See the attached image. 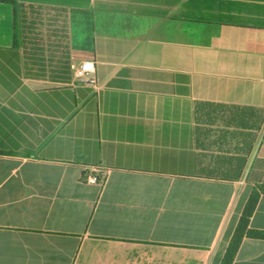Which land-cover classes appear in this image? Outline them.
<instances>
[{
	"label": "crops",
	"instance_id": "0c3cea01",
	"mask_svg": "<svg viewBox=\"0 0 264 264\" xmlns=\"http://www.w3.org/2000/svg\"><path fill=\"white\" fill-rule=\"evenodd\" d=\"M17 1L63 9L67 51L41 76L0 1V264H220L264 184V0Z\"/></svg>",
	"mask_w": 264,
	"mask_h": 264
},
{
	"label": "trees",
	"instance_id": "16d2710c",
	"mask_svg": "<svg viewBox=\"0 0 264 264\" xmlns=\"http://www.w3.org/2000/svg\"><path fill=\"white\" fill-rule=\"evenodd\" d=\"M1 2H6L12 5L13 11H14V24H13V41L14 45L18 46L20 43L24 42L26 44H30V46H27L29 53L31 52V46L35 43L31 40V33H28V30L32 29H38V32L35 33L36 37H40L41 40H43V29L44 27H47L50 29L49 31L52 32V25H56V23L59 21L62 24V38L64 39V49L67 48L66 43V24L64 19V11L63 9L56 8V11H59L60 19L57 20L54 17H48L47 13L43 12L45 10L41 6H32V5H26L23 4L17 0H0ZM27 9H31L29 13L26 12ZM48 10H55V8H47ZM53 18V20H52ZM25 32L26 35H25ZM55 34V33H54ZM50 34L49 36L51 37ZM24 36V37H23ZM40 51H44V46L41 44ZM67 51V49H66ZM34 53V52H33ZM33 58L31 57V60ZM40 60H42V56L39 57ZM32 64L37 66L39 69L41 76L45 75V68L44 63L36 62L32 60ZM59 71V70H58ZM260 193H264V184L259 185L256 188H253L251 191L245 206L242 210V213L240 215V218L238 220V223L236 225V228L233 232V235L228 243V246L226 247V250L223 254V257L221 259L220 264H232L236 252L242 242V239L245 235L254 237V238H264V230H256L249 228V221L250 217L252 216L255 207L257 205L258 199L260 197Z\"/></svg>",
	"mask_w": 264,
	"mask_h": 264
},
{
	"label": "rangeland",
	"instance_id": "374dc122",
	"mask_svg": "<svg viewBox=\"0 0 264 264\" xmlns=\"http://www.w3.org/2000/svg\"><path fill=\"white\" fill-rule=\"evenodd\" d=\"M32 11L31 9H27L26 12H30ZM43 12L47 13V16L49 17H54L57 20L60 19V15H59V11L56 10H48L45 9L43 10ZM53 20V18H52ZM62 24H60V22L58 21L56 23V25H52V32L49 31L50 29H48L47 27H44L42 33H43V40L40 39V37H36L35 33L38 32V29H32L31 31L28 30V33H31V40L32 42H34L35 44L31 46V53L35 55V59H32L33 61L36 62H45L46 61V65L44 66L45 68V75L48 74L51 71H58L59 69H63L65 68L62 64V58H63V54H64V42H63V38H62V29H61ZM25 32V35L26 33ZM54 34L51 35V37L49 36L50 34ZM23 43V42H22ZM41 44H43L44 46V51L41 52L40 51V47ZM25 51L27 46H30V44H22ZM34 52V53H33ZM45 55V57L40 60L39 57L42 55ZM61 63V65H60Z\"/></svg>",
	"mask_w": 264,
	"mask_h": 264
},
{
	"label": "built area",
	"instance_id": "2783aa9c",
	"mask_svg": "<svg viewBox=\"0 0 264 264\" xmlns=\"http://www.w3.org/2000/svg\"><path fill=\"white\" fill-rule=\"evenodd\" d=\"M72 74L76 82L88 84L94 87H98V79L95 73V61L92 59H86L80 61L72 68ZM102 170L94 168L92 170L85 169L83 174L84 181L90 184L101 183L103 177H101Z\"/></svg>",
	"mask_w": 264,
	"mask_h": 264
}]
</instances>
